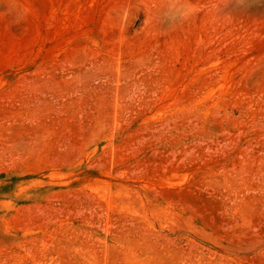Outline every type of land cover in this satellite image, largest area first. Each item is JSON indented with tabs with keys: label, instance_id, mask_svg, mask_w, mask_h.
<instances>
[{
	"label": "rangeland",
	"instance_id": "1",
	"mask_svg": "<svg viewBox=\"0 0 264 264\" xmlns=\"http://www.w3.org/2000/svg\"><path fill=\"white\" fill-rule=\"evenodd\" d=\"M0 264H264V0H0Z\"/></svg>",
	"mask_w": 264,
	"mask_h": 264
},
{
	"label": "clouds",
	"instance_id": "2",
	"mask_svg": "<svg viewBox=\"0 0 264 264\" xmlns=\"http://www.w3.org/2000/svg\"><path fill=\"white\" fill-rule=\"evenodd\" d=\"M175 17L177 19H180L181 18V13H180V8L179 7H177V9L175 10Z\"/></svg>",
	"mask_w": 264,
	"mask_h": 264
}]
</instances>
